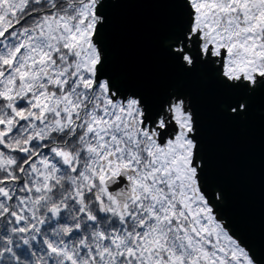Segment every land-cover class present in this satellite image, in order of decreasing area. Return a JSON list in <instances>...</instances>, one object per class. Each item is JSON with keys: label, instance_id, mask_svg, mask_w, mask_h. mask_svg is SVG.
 <instances>
[{"label": "snow or ice", "instance_id": "6c2138e0", "mask_svg": "<svg viewBox=\"0 0 264 264\" xmlns=\"http://www.w3.org/2000/svg\"><path fill=\"white\" fill-rule=\"evenodd\" d=\"M117 4H164L167 61L224 119L264 97V0H0V264H264L211 179L191 95L113 67Z\"/></svg>", "mask_w": 264, "mask_h": 264}, {"label": "water", "instance_id": "95a60500", "mask_svg": "<svg viewBox=\"0 0 264 264\" xmlns=\"http://www.w3.org/2000/svg\"><path fill=\"white\" fill-rule=\"evenodd\" d=\"M107 34L113 67L152 90L174 78L175 67L164 57L158 33L171 20L164 4L114 5ZM188 74L181 90L197 112L201 139L211 163V179L225 188L240 233L264 257V97H257L241 122L224 119L221 90L208 72ZM204 77V78H203Z\"/></svg>", "mask_w": 264, "mask_h": 264}, {"label": "bare ground", "instance_id": "6f19581e", "mask_svg": "<svg viewBox=\"0 0 264 264\" xmlns=\"http://www.w3.org/2000/svg\"><path fill=\"white\" fill-rule=\"evenodd\" d=\"M113 10H114V5H111L110 7H109V9H108V12H109V15L112 17V13H113ZM112 55V54H111ZM171 64H170V68L168 69V70H170L171 69ZM175 69V72H173V76H174V79H173V81H175V83H177L176 84V86L178 87V88H180L181 87V85H182V82L184 81V79H185V77L188 75V74H184V73H182V72H180L178 69H176V68H174ZM119 74H121V75H123L124 77L126 76V73H125V71H121ZM201 76H202V72H201V74H200ZM170 78H172V77H170ZM204 78V77H203ZM162 80V84H164V78H162L161 79ZM168 80H170V79H168Z\"/></svg>", "mask_w": 264, "mask_h": 264}, {"label": "rangeland", "instance_id": "374dc122", "mask_svg": "<svg viewBox=\"0 0 264 264\" xmlns=\"http://www.w3.org/2000/svg\"><path fill=\"white\" fill-rule=\"evenodd\" d=\"M202 76H203V73H202ZM173 79H174V78H170V80H168V79H164V80H163V81H164V86H161V87H162L161 89H164V88H167V87H176V88H178V87L176 86L177 83H175V81H173ZM161 83H162V80H161ZM161 89H160V90H161ZM179 89H181V87H180Z\"/></svg>", "mask_w": 264, "mask_h": 264}]
</instances>
